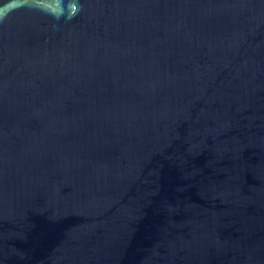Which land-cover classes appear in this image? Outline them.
<instances>
[{"label":"water","instance_id":"1","mask_svg":"<svg viewBox=\"0 0 264 264\" xmlns=\"http://www.w3.org/2000/svg\"><path fill=\"white\" fill-rule=\"evenodd\" d=\"M0 264H264V0H0Z\"/></svg>","mask_w":264,"mask_h":264}]
</instances>
